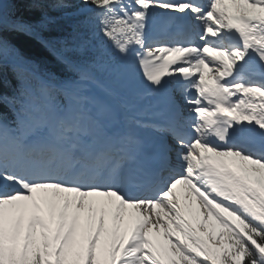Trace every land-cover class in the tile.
I'll list each match as a JSON object with an SVG mask.
<instances>
[{
    "label": "snow or ice",
    "instance_id": "obj_1",
    "mask_svg": "<svg viewBox=\"0 0 264 264\" xmlns=\"http://www.w3.org/2000/svg\"><path fill=\"white\" fill-rule=\"evenodd\" d=\"M19 2L71 7L0 0V85L16 80L0 90V264H264V0H80L128 62L110 69L119 88L138 62L144 92L162 94L159 120L130 117L129 98L100 84L103 51L62 55L63 77L26 59L10 35L48 18L18 17ZM159 15L181 30L154 37ZM121 122L159 136L140 140Z\"/></svg>",
    "mask_w": 264,
    "mask_h": 264
},
{
    "label": "trees",
    "instance_id": "obj_2",
    "mask_svg": "<svg viewBox=\"0 0 264 264\" xmlns=\"http://www.w3.org/2000/svg\"><path fill=\"white\" fill-rule=\"evenodd\" d=\"M68 2L73 5L71 0ZM16 15L24 20L36 22L42 16L48 19L42 26H37L31 33L17 32L10 35L11 43L28 60L34 62L42 71L52 73L57 77L69 74L62 55H71L73 59H90L93 52L103 51V59L107 62V69H94L99 82L115 83V76L110 74V69L119 68V56L115 53L111 42L99 33V27L94 19L95 10L88 13L76 12L65 15L52 3L44 6L43 12L33 10L28 2L13 3L10 5ZM88 19L87 24L82 22ZM79 49L72 53H64V48ZM8 84L0 85V90L9 92L14 88L16 80L8 74Z\"/></svg>",
    "mask_w": 264,
    "mask_h": 264
},
{
    "label": "rangeland",
    "instance_id": "obj_3",
    "mask_svg": "<svg viewBox=\"0 0 264 264\" xmlns=\"http://www.w3.org/2000/svg\"><path fill=\"white\" fill-rule=\"evenodd\" d=\"M76 2H74V5H72L69 8L63 9L61 10L63 13L70 15V14H74L75 10H77L78 12L81 13H87L89 12V9L91 8V5H83L80 0H75ZM154 21H160V15L154 18ZM154 25V23L152 24ZM155 27V26H154ZM128 64L127 61H122L121 60V68L126 67ZM133 79L132 81L128 84V87L124 90H121L119 88V85L117 84V87L115 88L117 91H121L122 95H125L129 98L131 104L133 105V107L130 108L128 115L134 117V118H138L139 117V113L142 112L144 106L150 104L149 103V94H146L144 92L143 89V85L147 83L146 79L143 77V70L140 68L138 62H135L133 65ZM167 77H164L163 79H166ZM102 86L104 87H111L105 83H100ZM101 96H103V93H100ZM189 115V113L187 112V116ZM134 127V126H133ZM143 130V129H142ZM147 131V130H145ZM150 132V131H149ZM109 227H111L110 221H109ZM129 227H130V221H129ZM39 231V230H38ZM23 239V237H22ZM78 239L81 240L82 243L86 244V238L83 237H78ZM106 239H104L102 241V243L105 241Z\"/></svg>",
    "mask_w": 264,
    "mask_h": 264
},
{
    "label": "bare ground",
    "instance_id": "obj_4",
    "mask_svg": "<svg viewBox=\"0 0 264 264\" xmlns=\"http://www.w3.org/2000/svg\"><path fill=\"white\" fill-rule=\"evenodd\" d=\"M159 22L160 21H156L155 24L159 23ZM165 24L166 23L159 24V26L162 27V26H165ZM169 27H170V24H168L167 28H169ZM164 29H165V27H164ZM168 33H170V31H168ZM156 100H157V104L165 105L163 103V97L162 96L159 95V97ZM256 101L259 102V98H256ZM148 117L153 118L152 116H149V115L146 116V118H148ZM120 126H126V125L123 122H121ZM128 131H130V130H128ZM135 134H138L140 137L145 136L144 133H140V132H135ZM9 190H11V189H9ZM176 194L180 197V201H181L182 206H185L189 203V201L185 199V197L188 196V193L185 191V187L183 185H177ZM62 195L74 196L75 194L64 193ZM88 200L95 202L96 205L99 207L100 205H102L106 201V198L100 197V196H91L88 198ZM190 200H191V207L190 208L185 207L186 218H188L192 221L193 227H196L199 209H198V205L196 204L195 197L192 196L190 198ZM129 211H131V210H129ZM201 219H202V217H201ZM212 223H214V222H212ZM104 239H106V237L102 236V241Z\"/></svg>",
    "mask_w": 264,
    "mask_h": 264
}]
</instances>
